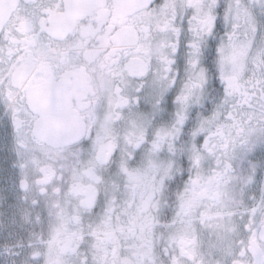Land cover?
<instances>
[{"label": "clouds", "instance_id": "1", "mask_svg": "<svg viewBox=\"0 0 264 264\" xmlns=\"http://www.w3.org/2000/svg\"><path fill=\"white\" fill-rule=\"evenodd\" d=\"M0 264H264V0H0Z\"/></svg>", "mask_w": 264, "mask_h": 264}]
</instances>
